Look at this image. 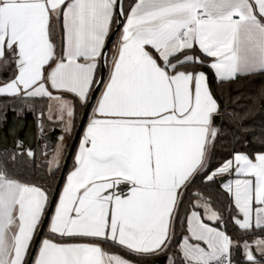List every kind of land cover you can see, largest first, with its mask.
Segmentation results:
<instances>
[{
  "label": "snow or ice",
  "instance_id": "obj_1",
  "mask_svg": "<svg viewBox=\"0 0 264 264\" xmlns=\"http://www.w3.org/2000/svg\"><path fill=\"white\" fill-rule=\"evenodd\" d=\"M116 13L117 0H0V61L11 57L16 65L0 94L55 99L70 131L75 105L53 96L49 85L82 103L94 84L103 85L49 231L62 239L110 240L129 254L149 256L171 246L184 195L205 172L219 133L214 119L221 105L206 73L180 70L203 61L180 54L198 45L214 58L208 66L219 81L264 71V0H138L126 17L109 78L97 82ZM54 19L62 21L59 53ZM60 156L57 150L50 165L59 168ZM232 171L237 178L222 188L237 209L234 223L244 231L264 228V152L254 159L236 153L204 179ZM121 185L128 186L126 193ZM195 195L184 217L187 235L178 245L181 264H231L233 240L205 222L221 220L220 214ZM49 203L41 187L0 169V264H26ZM253 243L264 256V238ZM244 247L246 260L261 264L252 245ZM33 264L132 262L97 243L45 238Z\"/></svg>",
  "mask_w": 264,
  "mask_h": 264
},
{
  "label": "trees",
  "instance_id": "obj_2",
  "mask_svg": "<svg viewBox=\"0 0 264 264\" xmlns=\"http://www.w3.org/2000/svg\"><path fill=\"white\" fill-rule=\"evenodd\" d=\"M135 1H122L124 18L127 16ZM114 21L116 22L113 23L112 30L117 24V14L114 17ZM62 34V21H56L54 19L52 39L57 45L58 53L62 47ZM187 55H192L194 58L202 60L203 63L189 62L183 65L180 70H204L209 77L219 104L221 105V111L219 113L218 123L219 133L209 153V164L205 172L195 178L191 187L184 195L175 224V238L172 240L171 246L159 254L139 256L129 254L122 246L114 244L110 240L105 241L101 239L93 241L102 244L108 252L118 253L136 263L153 264V257L166 255L167 259L170 258L172 261H175V264H181L178 245L182 237L187 234L184 217L192 210V205L197 198L195 194L199 193L204 199L210 200L213 208L220 214L221 220L217 224L220 225L223 222L226 233L232 240L237 241L239 245V247L235 245L232 247V262L234 261L236 264H250L245 259L241 242L253 241L256 238L264 237V228H252L249 231L239 229L233 221V217L238 215L237 209L231 196L222 188L223 180L220 179L221 176L215 177L213 181H205L204 177L218 169L225 161L231 159L235 153L245 152L254 158L257 153L264 152V71L239 74L230 81H219L212 69L208 66L212 61L211 57L203 54L197 46L181 53L180 59H183ZM3 62L0 63V83L9 82L16 75V67L12 59H9L7 63ZM99 74L100 65L96 71V80ZM94 86L95 84L93 88ZM71 97L75 105L74 127L67 140L62 163L59 165V168H49L48 157L53 149L52 144L45 140H43L41 146L37 145L35 147L32 156H29L26 150L19 151L17 148L12 147L0 150V169L5 170L11 178L41 187L47 192L49 200L53 195L64 159L86 107V103H82L73 95ZM47 106V97L9 96L7 94H0V121H4L5 114L9 109L16 110L18 113L30 110L33 111L37 120L40 119L43 132L51 131L57 127L61 128V122L51 121L47 117ZM80 141L81 138L72 156L68 173L74 169V158L77 154ZM48 228L49 224L44 236H50L55 240H66L50 233ZM28 257L29 255L27 256L26 262ZM260 260H264V258L262 257Z\"/></svg>",
  "mask_w": 264,
  "mask_h": 264
},
{
  "label": "water",
  "instance_id": "obj_3",
  "mask_svg": "<svg viewBox=\"0 0 264 264\" xmlns=\"http://www.w3.org/2000/svg\"><path fill=\"white\" fill-rule=\"evenodd\" d=\"M122 1H117V24L109 34V37L106 41L105 46V57L100 63V74L97 79V82L103 78L105 81L106 75H107V59L110 52V48L121 30L123 23H124V16H123V10H122ZM122 10V14H121ZM211 85V89L213 93L216 96V93ZM102 84L97 87L95 84L93 90L91 91V94L89 96V100L86 103L85 110L83 112V115L81 117V120L76 128V131L74 133L71 145L69 147V150L67 152V155L64 159L60 175L57 181V184L55 186L53 195L50 199V203L48 205V209L45 213V217L43 220V223L40 225L35 241L32 245L28 260L26 264H32L33 260L35 258V254L37 253V250L39 248L40 242L44 236L45 230L49 224L50 217L54 211L55 204L58 201L63 183L65 181L66 175L68 173V169L71 163L72 156L77 148V145L79 143V140L83 134V131L85 129L90 111L94 105V102L99 94V91L102 88ZM217 97V96H216ZM217 124L219 123V115L216 116ZM62 132V128L57 127L52 129L48 132H43V128L41 127V121L40 119L37 120L35 114L33 111L25 110L23 115H17V112L13 109H9L5 114L4 121H0V150L8 149V148H17L19 151L26 150L28 153L31 151L34 153L35 147L41 146L43 140L49 142L52 144V149L57 145L59 141V135ZM221 180H224L225 177L221 176ZM167 259L166 255H158L156 257L152 258L153 264H164Z\"/></svg>",
  "mask_w": 264,
  "mask_h": 264
},
{
  "label": "crops",
  "instance_id": "obj_4",
  "mask_svg": "<svg viewBox=\"0 0 264 264\" xmlns=\"http://www.w3.org/2000/svg\"><path fill=\"white\" fill-rule=\"evenodd\" d=\"M118 1V0H117ZM138 2V0H136L135 2H134V4L131 6V7H133L136 3ZM130 10H131V8H130ZM130 10H129V12H128V14L130 13ZM117 14V13H116ZM127 14V15H128ZM116 16V15H115ZM114 16V17H115ZM127 17V16H126ZM126 17L124 18V23H123V26H124V24L126 23ZM54 21V20H53ZM53 23V22H52ZM123 26H122V28H121V30L119 31V33L117 34V36H116V38H115V40H114V42H113V44H112V46H111V48H110V52H109V55H108V59H107V75H106V79H105V82H107V80H108V78H109V75H110V72H111V65H112V61H113V57H114V55L116 54V46H117V43H118V40H119V37H120V35H121V32H122V29H123ZM111 31H112V29H111ZM111 33V32H110ZM197 47L199 48V46L197 45ZM187 56H191V57H193L192 55H187ZM194 58V57H193ZM184 59V58H183ZM213 59L214 58H212V61L211 62H213ZM15 64V63H14ZM100 65V64H99ZM98 65V66H99ZM15 67H16V65H15ZM197 72H199V71H203V72H205L204 70H201V69H199V70H196ZM212 71H213V73L215 74V72H214V70L212 69ZM255 72H258V71H255ZM206 73V72H205ZM250 73H253V72H250ZM239 74H248V73H239ZM239 74H237V75H239ZM206 75H207V73H206ZM216 76V75H215ZM207 77H208V75H207ZM5 83H7V82H1L0 83V86H2L3 84H5ZM208 83H209V86H210V90L212 91V89H211V85H210V80H209V77H208ZM49 91L50 92H52L53 93V96H61V97H63L65 100H68V101H70L71 103H73L74 104V101H73V99H72V97H71V95H73V94H70V93H67V92H57L56 90H54V89H51V87H50V85H49ZM103 91V86H102V88H101V90L99 91V94H98V96H97V98H96V100H95V102H94V105H93V107H92V109H91V111H90V114H89V117H88V120H87V123H86V126H87V124L89 123V120H90V118H92L93 117V115H94V108H95V105L97 104V101H98V99H99V97H100V95H101V92ZM213 92V91H212ZM90 94H91V92L89 93V96H90ZM19 96H23V95H19ZM74 96V95H73ZM214 96H215V94H214ZM48 98V97H47ZM215 98L217 99V97L215 96ZM218 100V99H217ZM219 102V101H218ZM16 111V110H15ZM17 112V111H16ZM23 113L24 112H22V113H18L17 112V115H23ZM46 114H47V117L51 120V121H56V122H61L62 123V132H61V134L59 135V139H61V137H62V135H64L63 136V140H64V144L66 145V143H67V140H68V138H69V136H70V133L72 132V130H73V127H74V117L72 118V126H71V130L70 131H67L66 130V122H67V120H68V118H67V116L65 115L64 116V119L62 120L61 119V113L58 111V102L55 100V99H49L48 98V106H47V110H46ZM219 115V114H218ZM214 125L218 128V124H217V120H216V117H215V119H214ZM86 126H85V129H84V131H83V134H82V137H81V140H82V138H83V135H84V132H85V130H86ZM81 142V141H80ZM213 145V144H212ZM212 145H211V147H210V151H211V148H212ZM78 150H79V147H78ZM78 150H77V152H78ZM210 151H209V153H210ZM238 153H244V154H247V153H245V152H238ZM236 154V153H235ZM248 155V154H247ZM250 157V156H249ZM233 158V157H232ZM231 158V159H232ZM252 158V157H251ZM254 159V158H253ZM72 170H74V169H72ZM71 170V171H72ZM70 171V172H71ZM70 172L69 173H67V175L68 174H70ZM67 175H66V177H67ZM220 176H224L225 177V179L223 180V184L224 183H227L228 181H230V180H234V179H236L237 177L235 176V173H234V171H232L231 173H225V174H223V175H220ZM17 180V179H16ZM19 182H21V183H24V182H22V181H20V180H18ZM66 183V178H65V181H64V183H63V186H64V184ZM24 184H27V183H24ZM28 185H32V184H28ZM35 186V185H34ZM63 186H62V189H63ZM62 189H61V192H62ZM120 190L122 191V192H127V190H128V186H126V185H121L120 186ZM60 192V193H61ZM58 202V201H57ZM234 202V201H233ZM215 209V208H214ZM198 211H200L201 213H203V209H197ZM216 210V209H215ZM217 211V210H216ZM53 213H54V211H53ZM52 213V214H53ZM206 223H209L210 224V226H212V227H216L217 229H219V230H222V231H225V229H224V223L223 222H221L220 223V225L219 224H217V222L218 221H215V222H212V221H205ZM49 224H50V221H49ZM253 228H255V227H253ZM49 229V228H48ZM226 232V231H225ZM227 234V233H226ZM187 235V234H186ZM228 235V234H227ZM45 238H47V239H51V240H53L54 242H56V243H97V244H99L106 252H108L107 250H106V248L102 245V244H100L99 242H96V241H93V240H89V239H76V240H69V239H66V240H55V239H53V238H51L50 236H47V235H45V236H43V238H42V240L43 239H45ZM261 238H264V237H259V238H256V239H254L253 241H242L241 242V245H242V250H243V253H244V256H245V259H246V255H245V247H244V245H245V242H247L248 244H250V245H252V251H253V254L256 256V259L257 260H259V261H261V264H264V260H260V258H264V256H261V254H260V252L259 251H257L256 250V246H255V244L253 243L255 240H257V239H261ZM42 240H41V242H42ZM34 241H35V237H34V239H33V241H32V244H31V246L33 245V243H34ZM40 242V243H41ZM233 242H234V245H236L237 244V241H234L233 240ZM31 248V247H30ZM30 251V250H29ZM231 252H232V249H231ZM37 253H38V250H37ZM36 253V254H37ZM108 253H110V252H108ZM114 254H118V253H114ZM120 255V254H119ZM120 256H122V255H120ZM123 257V256H122ZM125 258V257H124ZM26 259H27V257H26ZM34 261V260H33ZM129 261H131V260H129ZM169 261H171L169 264H172V260L169 258V259H166V261H165V263L164 264H167ZM132 262V264H140V263H136V262H133V261H131ZM33 264V263H32ZM233 264H236L234 261H233Z\"/></svg>",
  "mask_w": 264,
  "mask_h": 264
},
{
  "label": "rangeland",
  "instance_id": "obj_5",
  "mask_svg": "<svg viewBox=\"0 0 264 264\" xmlns=\"http://www.w3.org/2000/svg\"><path fill=\"white\" fill-rule=\"evenodd\" d=\"M8 59H11V57H9ZM1 62H3V61H0V63ZM63 136L64 135H62L61 139H59L57 145L54 147V149L52 150L51 154L48 157V159H49V168L50 169L56 168L54 165H50V161L52 160L53 156L56 154L57 150H59L60 153H61L60 160H59V165L62 163L63 153H64V149H65V146H66L64 144ZM170 262L171 261H169L167 264H169Z\"/></svg>",
  "mask_w": 264,
  "mask_h": 264
},
{
  "label": "built area",
  "instance_id": "obj_6",
  "mask_svg": "<svg viewBox=\"0 0 264 264\" xmlns=\"http://www.w3.org/2000/svg\"><path fill=\"white\" fill-rule=\"evenodd\" d=\"M230 259H231V257H230ZM231 264H233L232 259H231Z\"/></svg>",
  "mask_w": 264,
  "mask_h": 264
}]
</instances>
